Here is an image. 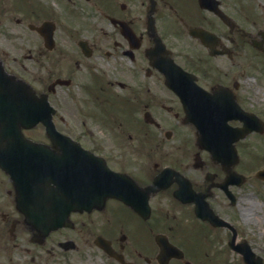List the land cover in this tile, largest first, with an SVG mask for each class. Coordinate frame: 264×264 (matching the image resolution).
Returning a JSON list of instances; mask_svg holds the SVG:
<instances>
[{
    "label": "flooded vegetation",
    "instance_id": "af4514ba",
    "mask_svg": "<svg viewBox=\"0 0 264 264\" xmlns=\"http://www.w3.org/2000/svg\"><path fill=\"white\" fill-rule=\"evenodd\" d=\"M159 6L157 35L149 30L148 7L0 0V264H245L232 246L248 239L245 226L261 228L242 213L244 145L236 141L237 156L227 149L221 162L199 144L196 116L205 114L192 108V80L210 92L222 87L246 108L239 72L247 37H256L211 12L197 21ZM191 26L215 32L209 46L189 34ZM158 36L191 72L186 79L174 72L176 90L163 72L166 51L149 54ZM27 100L36 112L23 121L17 107ZM22 132L43 145L28 152ZM13 143L15 154L7 150ZM80 146L100 159L95 180L105 193L94 208L62 221L24 212L52 200L78 205L80 195L68 190L69 163L63 167L58 158ZM208 206L229 223L199 217L197 207ZM249 242L264 253L263 237Z\"/></svg>",
    "mask_w": 264,
    "mask_h": 264
},
{
    "label": "rangeland",
    "instance_id": "374dc122",
    "mask_svg": "<svg viewBox=\"0 0 264 264\" xmlns=\"http://www.w3.org/2000/svg\"><path fill=\"white\" fill-rule=\"evenodd\" d=\"M139 1L140 0H130V3L133 5L132 8L134 10H137ZM173 1H175L176 4H178L182 10H188L193 12L195 11L198 12L200 10L198 5V0H173ZM230 2L232 3L231 0ZM250 3H252L256 7L258 5V9L256 8V11L254 9H249L248 11L245 10L246 13L250 16H252L251 14H253L254 17L256 16L259 18V22L263 23L264 0H251L249 1V4ZM193 12H186V13H193ZM201 13L208 14V12L203 9L200 12V14ZM249 20L247 19L246 21L247 26L251 25V22ZM246 49H247V54H246L245 66L242 68L245 69L242 77H244L245 79L244 93L246 96V104L249 108L257 112L259 115H261L264 118V59L261 58L260 60L259 59L253 60V57L256 56L255 53H253V50L250 47H248V45ZM253 63H256L257 66H255ZM245 144L254 154V156L253 155L249 156L248 152L246 151L247 162L248 161L257 162L254 160L255 155L257 156L258 161H260V158L262 160L264 156L263 155L264 135H261L260 137L247 138ZM242 209H244V213H243L244 218L259 220L258 223L260 224L259 226L262 231L263 243H264V182L255 180L254 182H252V184L251 183L247 184V188L245 189V195L242 201ZM229 257L232 258L233 256L230 255Z\"/></svg>",
    "mask_w": 264,
    "mask_h": 264
},
{
    "label": "water",
    "instance_id": "95a60500",
    "mask_svg": "<svg viewBox=\"0 0 264 264\" xmlns=\"http://www.w3.org/2000/svg\"><path fill=\"white\" fill-rule=\"evenodd\" d=\"M248 128V127H247ZM242 131V130H241ZM241 131H240V133H241Z\"/></svg>",
    "mask_w": 264,
    "mask_h": 264
}]
</instances>
